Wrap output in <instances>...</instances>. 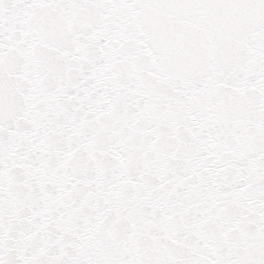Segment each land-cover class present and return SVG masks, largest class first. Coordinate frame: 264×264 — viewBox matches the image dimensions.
Listing matches in <instances>:
<instances>
[{
	"label": "snow or ice",
	"instance_id": "obj_1",
	"mask_svg": "<svg viewBox=\"0 0 264 264\" xmlns=\"http://www.w3.org/2000/svg\"><path fill=\"white\" fill-rule=\"evenodd\" d=\"M0 264H264V0H0Z\"/></svg>",
	"mask_w": 264,
	"mask_h": 264
}]
</instances>
